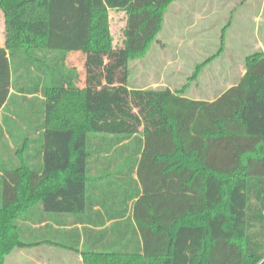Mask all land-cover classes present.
Wrapping results in <instances>:
<instances>
[{
  "label": "trees",
  "instance_id": "1",
  "mask_svg": "<svg viewBox=\"0 0 264 264\" xmlns=\"http://www.w3.org/2000/svg\"><path fill=\"white\" fill-rule=\"evenodd\" d=\"M175 1L0 0V264L40 244L20 225L39 209L111 223L86 237L85 264H264V52L214 101L128 85ZM111 10L128 17L120 48Z\"/></svg>",
  "mask_w": 264,
  "mask_h": 264
},
{
  "label": "rangeland",
  "instance_id": "2",
  "mask_svg": "<svg viewBox=\"0 0 264 264\" xmlns=\"http://www.w3.org/2000/svg\"><path fill=\"white\" fill-rule=\"evenodd\" d=\"M108 15L113 45L120 48L127 14L111 10ZM258 51L264 52V0H176L166 11L163 29L147 55L129 63L128 85L131 89H170L188 98L213 101L239 80L246 57ZM84 62L83 55L71 53L67 65L77 68L84 78ZM6 178V191L16 193L10 191L15 177ZM41 179L35 176L32 182Z\"/></svg>",
  "mask_w": 264,
  "mask_h": 264
},
{
  "label": "crops",
  "instance_id": "3",
  "mask_svg": "<svg viewBox=\"0 0 264 264\" xmlns=\"http://www.w3.org/2000/svg\"><path fill=\"white\" fill-rule=\"evenodd\" d=\"M0 17V47L5 48L6 20L3 11H0ZM245 73L246 71L244 70L239 80L236 83H230L229 87L225 91L232 88L233 86L238 85ZM3 116L4 112L0 111L1 123ZM7 175L10 174H5L3 177L5 181L6 204H10L16 200V193L11 191L15 190V180L10 186L11 192H9L11 194L9 195L6 191V189L9 187V183L6 178ZM35 176L42 177V175ZM36 184L38 183L33 185ZM95 210L102 209L98 206L95 208ZM102 213L104 214L103 211ZM110 224L111 223H107V225L103 228L90 227L89 225H81L77 223L75 219L70 216H47L40 209L38 212L34 210L33 212H29L27 216L21 220L20 225L22 237L28 244H40L26 248L15 249L10 255L7 256L5 264H85L82 251L85 248V244L87 242L86 237L88 238V246L94 244L95 239L99 235L100 231L106 227H109ZM85 228L88 229L87 232H84ZM75 230H78V233H75ZM79 235H81V240L78 247L79 251H71L59 245L60 243H68L71 245L75 244ZM112 241L113 238H111L110 243H112Z\"/></svg>",
  "mask_w": 264,
  "mask_h": 264
}]
</instances>
